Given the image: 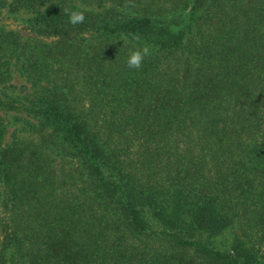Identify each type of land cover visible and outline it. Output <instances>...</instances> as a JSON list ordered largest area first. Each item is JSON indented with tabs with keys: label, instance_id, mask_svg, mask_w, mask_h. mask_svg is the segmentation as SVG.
Listing matches in <instances>:
<instances>
[{
	"label": "trees",
	"instance_id": "obj_1",
	"mask_svg": "<svg viewBox=\"0 0 264 264\" xmlns=\"http://www.w3.org/2000/svg\"><path fill=\"white\" fill-rule=\"evenodd\" d=\"M12 4L36 17L0 29V82L29 84L0 95V264H264V0ZM11 112L34 139L4 145Z\"/></svg>",
	"mask_w": 264,
	"mask_h": 264
},
{
	"label": "rangeland",
	"instance_id": "obj_2",
	"mask_svg": "<svg viewBox=\"0 0 264 264\" xmlns=\"http://www.w3.org/2000/svg\"><path fill=\"white\" fill-rule=\"evenodd\" d=\"M0 4V29L6 31H17L25 38L31 33L32 20L36 17V13L25 10L17 9L12 0H1ZM47 5L43 6L44 8ZM42 8L40 11H43ZM83 8V7H81ZM29 84H27L24 76L19 72L14 71L12 67L9 72V77L0 82V95L4 100L13 102L20 100L22 94L26 92ZM7 124V134L4 139V145L8 146L14 139H34L33 134L28 123L32 121L23 114L17 112L7 113L5 116ZM229 241L233 238L231 235Z\"/></svg>",
	"mask_w": 264,
	"mask_h": 264
},
{
	"label": "clouds",
	"instance_id": "obj_3",
	"mask_svg": "<svg viewBox=\"0 0 264 264\" xmlns=\"http://www.w3.org/2000/svg\"><path fill=\"white\" fill-rule=\"evenodd\" d=\"M69 22L72 25L81 24L85 20V15L82 11H71L67 12ZM148 55L147 48L135 49L130 52L127 57V66L132 69H139L145 57Z\"/></svg>",
	"mask_w": 264,
	"mask_h": 264
}]
</instances>
